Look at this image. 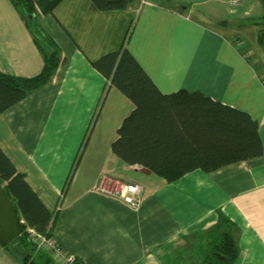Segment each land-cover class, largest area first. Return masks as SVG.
I'll list each match as a JSON object with an SVG mask.
<instances>
[{"label": "crops", "instance_id": "0c3cea01", "mask_svg": "<svg viewBox=\"0 0 264 264\" xmlns=\"http://www.w3.org/2000/svg\"><path fill=\"white\" fill-rule=\"evenodd\" d=\"M253 1L259 6L133 0L126 9L103 11L92 0H59L39 15L66 62L0 113V148L54 214L51 234L77 264H206L208 231L220 216L237 238L235 264H264V85L255 78L252 92L240 99L247 88L228 90L255 75L243 55L248 40L222 33L228 21L253 24L260 45L262 1ZM240 6L244 10L231 16ZM124 41L162 92L200 90L247 111L258 122L263 154L209 172L195 169L171 183L125 167L110 147L134 104L93 65ZM42 64L20 13L0 0V71L31 77ZM104 175L137 183L139 206L96 191ZM5 245L0 264H24L22 244ZM33 258L58 264L48 251Z\"/></svg>", "mask_w": 264, "mask_h": 264}, {"label": "trees", "instance_id": "16d2710c", "mask_svg": "<svg viewBox=\"0 0 264 264\" xmlns=\"http://www.w3.org/2000/svg\"><path fill=\"white\" fill-rule=\"evenodd\" d=\"M39 49L43 64L34 76L0 71V113L48 82L66 58L40 23L59 0H10ZM133 0H92L103 11L126 9ZM261 19L264 23V0ZM125 39V38H124ZM258 41L264 46V25ZM104 77L134 104L122 120L111 152L127 168L149 172L171 183L195 169L209 172L263 154L258 122L245 110L212 99L200 90L162 92L125 45L93 62ZM0 185L13 202L23 231L17 241L24 264H39L29 230L51 234L54 214L28 185L0 148ZM232 223L220 216L208 231L206 264H235L237 238ZM12 241V240H11ZM10 241V242H11ZM8 242L6 245H9ZM5 245V246H6ZM40 251V250H38Z\"/></svg>", "mask_w": 264, "mask_h": 264}, {"label": "built area", "instance_id": "2783aa9c", "mask_svg": "<svg viewBox=\"0 0 264 264\" xmlns=\"http://www.w3.org/2000/svg\"><path fill=\"white\" fill-rule=\"evenodd\" d=\"M240 0H230L231 5L238 4ZM103 182L95 190L106 196H111L130 207H138L141 202V188L135 182H124L109 176H102ZM30 238L38 251H48L51 257L60 264H77L76 257L64 251L52 234L38 233L29 230Z\"/></svg>", "mask_w": 264, "mask_h": 264}, {"label": "rangeland", "instance_id": "374dc122", "mask_svg": "<svg viewBox=\"0 0 264 264\" xmlns=\"http://www.w3.org/2000/svg\"><path fill=\"white\" fill-rule=\"evenodd\" d=\"M243 3L240 2V4H243ZM251 5L252 6L258 5L259 6V1L256 2V3H254L253 0H250V2L247 3L246 6L248 8ZM231 10H232L231 16H233L234 14L236 16V14H239L244 9H241V6H240V7H232ZM261 11H262V9H261ZM261 11H260V13H261ZM203 21H204V23H203L204 26L206 28H208L209 25H210L209 22L207 20H203ZM263 25H264V23H262L260 25V29L263 28ZM224 29H225V31H222V33H224V35L229 36L230 39H232V41L235 39L236 36H239L243 40L247 39L248 40V43H249V49L245 50L243 52V55L247 58L248 63H249V66H250L249 68L252 71V72H250L249 69H248V73L250 75H253V76L255 75L254 78H253L254 79V81H253L254 83L248 78V76H246V81L245 82H241V86H238V84H237V85H234V86H231V87L228 88V90H230V91H239L240 88H242V87L247 88L248 89V93L247 94H243V90H242L241 91L242 94L238 97V99H240L241 96L248 95L249 93L252 92V88H254L256 86V84H255V78H257V80L259 82H262V84L264 85V46H260V45L257 44V42H256V31H257V28L253 24H239L237 22H233V21L230 22V21H228L225 24ZM204 34L205 35H209L208 32H206ZM239 76L242 77V72L239 73ZM17 240L18 239H13L10 242V244H12V246H14L18 242ZM51 259L54 262L56 261L53 258H51ZM58 264H60V263H58Z\"/></svg>", "mask_w": 264, "mask_h": 264}, {"label": "water", "instance_id": "95a60500", "mask_svg": "<svg viewBox=\"0 0 264 264\" xmlns=\"http://www.w3.org/2000/svg\"><path fill=\"white\" fill-rule=\"evenodd\" d=\"M22 231V220L18 217L13 202L0 185V244L5 245L18 238Z\"/></svg>", "mask_w": 264, "mask_h": 264}]
</instances>
